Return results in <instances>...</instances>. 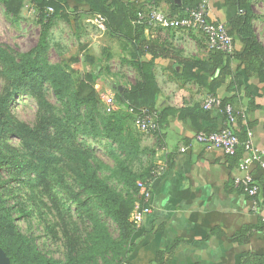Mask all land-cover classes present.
I'll return each mask as SVG.
<instances>
[{"label": "rangeland", "instance_id": "374dc122", "mask_svg": "<svg viewBox=\"0 0 264 264\" xmlns=\"http://www.w3.org/2000/svg\"><path fill=\"white\" fill-rule=\"evenodd\" d=\"M81 6L86 9L79 12L69 6L68 20L46 12L47 52L41 58L47 66L67 74L68 96L59 101L50 84L45 83L42 92L48 104L46 111L39 112L29 93H21L11 105L15 118L11 130L24 126L38 134L49 132L62 151L46 154V175L36 179L19 164L35 161L28 145L11 135L2 148L11 164L0 170V194L13 225L26 242L23 248L28 252V264H42L39 256L59 264H127L124 254L128 246L89 180L95 177L139 202L141 196L135 194V188L155 169V134L141 133L128 106L118 100L139 80L132 46L95 26L96 15L87 14L86 3ZM130 10L135 18L142 9ZM39 12L35 4L26 1L22 11L14 15L0 0V49L17 60L24 54H35L43 31ZM88 75L93 76L98 93L96 105L89 108L73 100L79 78ZM33 83L37 87L39 77ZM8 91L0 65V98ZM41 117H55L56 127H50ZM110 120L120 141L102 135L104 122ZM69 148L72 153H68ZM20 239L10 225L0 224L2 245L18 249Z\"/></svg>", "mask_w": 264, "mask_h": 264}, {"label": "crops", "instance_id": "0c3cea01", "mask_svg": "<svg viewBox=\"0 0 264 264\" xmlns=\"http://www.w3.org/2000/svg\"><path fill=\"white\" fill-rule=\"evenodd\" d=\"M124 1L130 8L157 7L176 15L182 9L176 5L181 6L185 0H180L179 5L175 0ZM69 3L80 11L86 9L81 6L84 3ZM244 3L264 47V0ZM247 11L240 6V0H210L208 8L210 20L225 26ZM136 30L152 51L136 55L128 41L133 49L132 61L136 67L139 62L152 64L160 92L158 107L165 121L155 134L154 144L155 169L162 173L152 183V211L138 227L145 233L137 241L130 260L135 264H152L158 252L174 248L171 264H239L244 254L257 255L256 264H264V168L258 164L249 167L259 188L255 197L234 184L235 177L245 175L240 164L249 156L243 149L248 132L253 134L254 147L264 149V82L258 73L247 74L232 60V76L214 93L210 86L218 70L203 34L159 26ZM235 50H244L238 39ZM138 72L137 83H141ZM211 95L241 112L234 123L226 119L220 108L203 109ZM225 128L232 129L241 140L234 156L195 139L200 131ZM245 226L255 228L250 240L234 242L233 237Z\"/></svg>", "mask_w": 264, "mask_h": 264}, {"label": "trees", "instance_id": "16d2710c", "mask_svg": "<svg viewBox=\"0 0 264 264\" xmlns=\"http://www.w3.org/2000/svg\"><path fill=\"white\" fill-rule=\"evenodd\" d=\"M1 1L4 3L7 11L14 15H18L22 11L26 1L32 2L39 9L41 23L43 24V31L37 49L35 50V54H24L19 60H17L14 56L0 49L2 75L4 76L7 89H10L6 96L0 98V170L8 169V167H10L11 158L6 154H3L2 148L3 146H6L8 137L13 135L20 138L33 150L35 161L31 163L20 162L19 164L28 169V173L31 177L38 179L39 177H45L46 175L48 167L46 154L53 151L61 152V145L54 139V137L50 136L49 132L38 134L24 126L11 130L10 126L15 120L11 111V105L21 93H29L36 100L39 112H43L48 107L45 96L42 92V85L45 83L50 84L59 101L63 102L68 96L69 77L67 74L59 72L57 67L47 66L43 62L41 56L45 55L47 52L48 29L45 24L49 19L46 14L47 10L52 9V15H61L63 19L68 20L70 0ZM71 1L78 4L86 3L89 6V12L87 13L89 15L94 14L96 16L105 17L107 19V30L109 34L114 38L120 37L131 42L136 55L141 56L145 51H152L150 45L145 44L146 42L140 40L141 33L139 34L136 29L143 28L144 26H133V21L137 15L135 18L133 17L130 10L131 8L127 6L124 0ZM198 2L199 0H185L181 6L176 5V7L179 9L182 8V11L186 7L197 6ZM244 4V0H240V6L246 8L248 10L247 13L236 17L226 26L229 35L234 40V52L231 55L220 52H212L211 54L214 67L218 70V76L213 80V84L210 86L211 91L214 93L230 76H232V70L230 68V62L232 60L239 63V67L244 68L247 74H251V72L258 73L261 81L264 82V47L259 42L252 24L253 16L249 8ZM73 10L79 12L78 7ZM181 11L179 13H181ZM235 39L240 40L244 44L243 51L236 52ZM86 59H89L88 56H86ZM137 69L141 73L142 82L137 83L130 90H126L120 97L121 99L118 100L136 110L147 109L158 112L159 123L161 124L165 121V118L162 117L158 107V97L160 92L152 73V64L139 62L137 63ZM37 77H39V85L34 87L35 83H33V81L37 79ZM240 77L241 76H238V78ZM93 81L94 78L92 75H88L85 78H79L73 97L75 104L84 105L87 108L96 105L98 101V93L93 86ZM226 104L228 103L224 101L223 106ZM167 114L168 113L165 115ZM44 119L50 127H56L55 121H57V119L55 117H53L52 120H47L46 118L41 117V120ZM59 127L60 126L58 125L57 128ZM95 131H98V129L95 128ZM97 135L99 134H96V136ZM102 135L113 141H120L119 133L114 132L113 120L104 122V133ZM246 140L247 139H245V141ZM243 149L245 151V146H243ZM237 151L234 155L237 154ZM72 152V149L69 148L68 153ZM89 182L92 185L93 192L99 194L101 205L106 215L117 224L121 239L125 245L128 246L124 254L125 262L127 264H135L130 260V255L136 247L137 241L141 239L145 233L142 228H137L131 222V214L136 201L125 197L123 194L95 177L90 178ZM138 193L139 188L136 187L135 194ZM3 223L10 225L16 235L21 239L18 249L8 248L7 246L2 245L1 242L0 248L6 253L12 264H28V252L23 248L26 242L22 241L23 236L13 225L10 210L0 194V224ZM254 231V227L245 226L236 236L233 237V241L237 243H247ZM173 254L174 248L162 250L157 253L152 264H171ZM257 259V255L244 254L240 258L239 264H256ZM39 261L42 264H59V262L42 256H39Z\"/></svg>", "mask_w": 264, "mask_h": 264}, {"label": "built area", "instance_id": "2783aa9c", "mask_svg": "<svg viewBox=\"0 0 264 264\" xmlns=\"http://www.w3.org/2000/svg\"><path fill=\"white\" fill-rule=\"evenodd\" d=\"M210 0H199L197 6L186 7L181 13L170 15L157 7H148L137 13L134 26H159L171 30H190L203 34L206 39L208 50L231 55L234 52V40L229 35L226 26L210 20L208 14ZM53 12L52 9H49ZM93 24L101 30H107V19L103 16H96ZM220 108L230 123H234L241 112L235 110L233 105L226 104L216 96H209L203 104L206 111L213 108ZM129 112L134 116L138 130L144 134H156L160 130L159 113L154 110H136L128 107ZM196 141L201 144L222 149L227 155H234L241 144L238 135L230 128L220 131H200L196 134ZM245 150L249 156L241 160L240 169L245 173L241 177L234 178V184L250 197H255L259 188L255 183L253 175L249 172L251 164H258L264 168V149L258 150L253 145V134L248 132L247 140L244 142ZM160 169H153L149 177L138 183L141 199L135 203L131 214V222L138 228L144 219L151 214L150 200L152 196V183L160 176ZM264 223V218L262 219Z\"/></svg>", "mask_w": 264, "mask_h": 264}, {"label": "water", "instance_id": "95a60500", "mask_svg": "<svg viewBox=\"0 0 264 264\" xmlns=\"http://www.w3.org/2000/svg\"><path fill=\"white\" fill-rule=\"evenodd\" d=\"M176 4H180V0H175ZM0 264H12L6 253L0 248Z\"/></svg>", "mask_w": 264, "mask_h": 264}]
</instances>
